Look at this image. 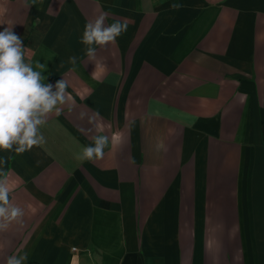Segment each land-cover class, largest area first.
<instances>
[{"label": "crops", "instance_id": "0c3cea01", "mask_svg": "<svg viewBox=\"0 0 264 264\" xmlns=\"http://www.w3.org/2000/svg\"><path fill=\"white\" fill-rule=\"evenodd\" d=\"M101 13L128 27L93 74ZM0 23L69 95L44 143L0 150L24 210L0 264H264V0H0ZM98 134L103 158L78 160Z\"/></svg>", "mask_w": 264, "mask_h": 264}, {"label": "clouds", "instance_id": "9594fccd", "mask_svg": "<svg viewBox=\"0 0 264 264\" xmlns=\"http://www.w3.org/2000/svg\"><path fill=\"white\" fill-rule=\"evenodd\" d=\"M170 7L178 10L183 5L173 3ZM107 18L106 13H101L87 21L81 37V43L86 46L85 55L95 63L93 74L105 69V65L97 60L96 46L115 44L117 38L127 31L126 21L106 24ZM7 25L0 31V150L23 153L45 142L41 128L50 114L59 115L62 112V106L69 100L68 84L64 79L55 85L46 83L47 77L42 75L46 65L37 61L34 67L31 62L25 61L23 39L14 33V24ZM77 60L76 56L69 57L73 68ZM84 116L85 113H81V118ZM98 116L99 113H96L89 117V123H94ZM96 127L98 131L102 130L98 123ZM91 139V144L81 147L78 160L103 158L109 137L98 134ZM6 163V159H0V232L7 231L13 222H21L24 216V210L10 200L13 182L3 170ZM27 260L28 253L18 249L6 257L5 264H26Z\"/></svg>", "mask_w": 264, "mask_h": 264}]
</instances>
